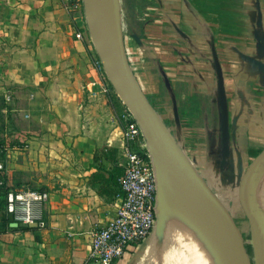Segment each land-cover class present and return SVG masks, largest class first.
<instances>
[{"label": "crops", "instance_id": "crops-1", "mask_svg": "<svg viewBox=\"0 0 264 264\" xmlns=\"http://www.w3.org/2000/svg\"><path fill=\"white\" fill-rule=\"evenodd\" d=\"M127 5L133 32L124 35L126 53L142 89L197 169L210 165L219 189L228 186L241 205V180L264 150V0ZM85 24L67 0H0V96L29 108L22 125H5L0 142L10 188L0 196V264H83L92 232L120 205L119 186L93 175L123 167V101L94 65L99 56ZM214 49L227 93L228 142ZM109 147L115 157L103 153ZM31 191L46 198L11 202L10 193ZM246 199L264 243V158ZM10 213L26 225L12 226ZM147 240L114 264H146Z\"/></svg>", "mask_w": 264, "mask_h": 264}, {"label": "water", "instance_id": "water-1", "mask_svg": "<svg viewBox=\"0 0 264 264\" xmlns=\"http://www.w3.org/2000/svg\"><path fill=\"white\" fill-rule=\"evenodd\" d=\"M111 0H99L92 3L85 0V10L89 30L96 49L103 62L113 87L123 103L131 109L143 129L150 151L158 171V184L162 179V168L168 169L188 183L204 199L218 217L228 237L235 264H253L245 244V238L230 208L210 186L200 170L187 156L174 138L170 129L158 114L156 108L142 89L128 60L125 46L121 10L114 14L108 6ZM120 4V0H119ZM216 72L220 84V105L222 110V135L226 142L229 139L228 100L224 85L223 70L215 49L213 51ZM264 158V150L252 161L246 170L239 187L240 203L250 220L253 236L254 253L257 263L264 264V243L262 231L253 210L246 199L247 183L255 168ZM12 226H24L26 223L15 220L10 213ZM158 220V219H157Z\"/></svg>", "mask_w": 264, "mask_h": 264}, {"label": "built area", "instance_id": "built-area-1", "mask_svg": "<svg viewBox=\"0 0 264 264\" xmlns=\"http://www.w3.org/2000/svg\"><path fill=\"white\" fill-rule=\"evenodd\" d=\"M78 5H76L77 7ZM76 38L83 33L76 30ZM107 85L112 84L99 57L94 61ZM123 174L120 183V205L116 215L101 229L92 232V247L83 264H114L130 245L146 240L157 225L155 205L158 192V171L153 155L137 117L128 107L121 115ZM5 166L0 162V187L5 184ZM30 196L46 198L36 191L14 195L11 202ZM43 225V224H42Z\"/></svg>", "mask_w": 264, "mask_h": 264}, {"label": "bare ground", "instance_id": "bare-ground-1", "mask_svg": "<svg viewBox=\"0 0 264 264\" xmlns=\"http://www.w3.org/2000/svg\"><path fill=\"white\" fill-rule=\"evenodd\" d=\"M108 6L115 14L120 9L119 0H111ZM161 170L160 222L148 252L149 264H156L164 250L160 232L162 227L165 235H173L176 263L235 264L226 232L201 195L168 169Z\"/></svg>", "mask_w": 264, "mask_h": 264}, {"label": "rangeland", "instance_id": "rangeland-1", "mask_svg": "<svg viewBox=\"0 0 264 264\" xmlns=\"http://www.w3.org/2000/svg\"><path fill=\"white\" fill-rule=\"evenodd\" d=\"M67 2L71 4L72 10H74L77 14L83 15V17L85 19V23H86L85 24V26H86L85 30L90 33L88 20H87V14H86V10H85V0H67ZM76 5H78V6L76 7ZM123 6L125 7V10L128 8L127 0H120V10L122 13V18H123L122 19V25H123L124 35L129 36L130 33L133 32V29L130 26L128 14L124 11ZM90 36H91V33H90ZM91 38H92V36H91ZM93 44L96 48V44L94 43V41H93ZM98 56H99V53H98ZM109 87H110V91H112L113 94H118L116 89L113 87V85L111 83H110ZM26 104H27V102H25V103L15 102L13 100H8L5 97L0 96V142L2 141V138H4L6 136L5 130H4L5 125L14 123V124H17L19 126V125H22L21 123H23V121H22L23 118L28 120V117L25 116V110H22L23 108H25L26 111L29 109L28 105H26ZM13 108H16V112L15 111L11 112V109H13ZM126 108H127V106L123 103V109L120 112V118H119L120 120H121V115L126 110ZM15 113H16V115H14ZM121 121H120V124H121ZM121 159L123 160V157H121ZM198 167L200 170H202V173H203L202 175L208 181L210 186L214 189V191L220 196V198L224 201V203L232 211V214L235 217L237 224L240 227V230L242 231V233L245 237V241H246L245 244H246L248 252L251 255L253 264H258L257 263V256L254 253V246L255 245H253L254 242H253V236H252L251 227H250V223H249L250 220L248 219L243 207L239 204L237 197L236 196L234 197L232 195V193L229 194L230 190H229L228 186H224L222 189H219L218 183L215 182V180H214L213 170H212L210 165L208 166V164H203V165H198ZM160 174L162 177V173H160ZM160 185H161V180L158 184V192H157V197H156V202H155L159 217H158L157 225H156V228H155L153 234L147 240V247H148V248H146L147 249V251H146V263L147 264H149L148 252H149L150 248H152L151 246H152L154 238L157 234V231L159 228V222H160V211H161V197H160L161 196V193H160L161 186ZM4 190H5L4 187H0V196L4 195ZM3 201H4L3 199L0 200V213L2 215L5 214V211L3 209V207H4ZM160 232H161V239H162V244L164 246V250L162 251L161 256L158 258L156 264H178V263H176V260H175V257H176L175 248L176 247H174L173 243H172V242H174L173 241V235L172 234L165 235L164 234V227H162ZM169 238L171 240H169ZM169 242H171V243H169ZM171 257H172V259H171Z\"/></svg>", "mask_w": 264, "mask_h": 264}, {"label": "trees", "instance_id": "trees-1", "mask_svg": "<svg viewBox=\"0 0 264 264\" xmlns=\"http://www.w3.org/2000/svg\"><path fill=\"white\" fill-rule=\"evenodd\" d=\"M124 11L128 14V8L125 10V7H124ZM128 16H129V14H128ZM115 95H116V98L118 99V101L122 103V100L118 97V95L117 94H115ZM103 153L105 155H108L110 153V155L112 157H115V155L117 153V149L109 147V148H107L106 152H103ZM123 172H124L123 171V167L118 166V165L114 166L111 170H106L105 168H100V169L97 170V172L94 173L93 179L103 180V184L112 183V184H114L116 186H119V189H120L119 179L122 176ZM3 187L5 188L4 194L8 195V193L10 191V188L5 187V184H4ZM100 191L103 192V187L102 188L100 187ZM3 209H4V207H3ZM4 211H5V209H4ZM3 217L6 220V213L3 215ZM158 217H159V215H158V212H157L156 218L158 219ZM150 237L151 236H149L148 238H150Z\"/></svg>", "mask_w": 264, "mask_h": 264}]
</instances>
